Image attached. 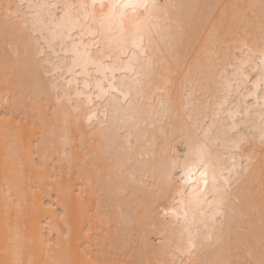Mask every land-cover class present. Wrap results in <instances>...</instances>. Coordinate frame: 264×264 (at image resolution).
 Listing matches in <instances>:
<instances>
[{
  "label": "snow or ice",
  "instance_id": "obj_1",
  "mask_svg": "<svg viewBox=\"0 0 264 264\" xmlns=\"http://www.w3.org/2000/svg\"><path fill=\"white\" fill-rule=\"evenodd\" d=\"M256 8L258 40L228 21L229 9L234 20ZM201 10L209 13L207 35L192 46L188 40ZM0 22L6 48L12 47L9 38L15 39L14 56L19 58L22 46L35 66L47 104L45 127L50 116L60 129L61 163H79V151L81 172L92 168L98 178L107 175L110 190L115 180L120 197L130 194L129 248L139 227L153 254H160L147 264H193L199 251L217 245L210 264H250L231 258L225 225L233 217L246 218L238 186L250 174L255 178L257 144L264 214V0L223 6L175 0H19L0 5ZM9 111L6 106V121L18 115ZM164 122L181 128L187 149L182 157L162 149L150 131ZM84 126L87 138L77 143ZM32 162L45 166L39 159ZM14 168L15 163L12 169L6 165V180L15 179ZM12 203L18 208L17 223L6 225L0 264H38L30 246L35 241L26 234L31 217L19 210L15 197ZM71 210L66 203L45 218ZM71 220L69 215L61 227ZM46 251H52L51 243Z\"/></svg>",
  "mask_w": 264,
  "mask_h": 264
},
{
  "label": "bare ground",
  "instance_id": "obj_2",
  "mask_svg": "<svg viewBox=\"0 0 264 264\" xmlns=\"http://www.w3.org/2000/svg\"><path fill=\"white\" fill-rule=\"evenodd\" d=\"M19 0H0V5L16 3ZM170 2V0H165ZM185 4H255L259 0H175ZM207 10H201L197 15L188 44L197 46L201 37L206 36ZM216 12L215 16L219 17ZM229 9L228 21L234 26L247 28L254 39L260 38L259 8L249 10L247 16H236ZM210 27V25H208ZM2 28V22H0ZM11 48H6L0 31V262L5 257L2 253L3 236L6 225H15L18 208L12 203L15 197L19 210L27 213L28 229L26 234L35 241L30 245L36 249L38 264H64L66 260L72 264H129V261L156 259L160 254H153L152 245L144 241V232L139 227L134 229L131 247L128 245L130 230L133 229L134 217H129V197H120L119 185L113 180L109 189L107 175L98 178L94 169L81 172L83 163L82 154L77 151L80 162L65 161L64 150L60 143V129L51 120L45 127V117L42 109L47 104L41 99L42 86L36 75L33 62L23 54L20 47V56L16 58L14 52L18 47L17 41L9 38ZM8 57V71L5 72V57ZM8 107L9 115L13 112L18 115L11 120L5 119L3 112ZM17 119L19 124H17ZM6 124L8 129L6 131ZM19 129V135L17 134ZM153 132L162 149H170V154L183 155L187 150L183 143L181 128L171 127L164 122ZM88 129L84 126L81 136L87 138ZM47 155L48 159H45ZM54 157V159H53ZM39 159L45 166L41 168L32 161ZM261 150L255 147V178L242 180L238 186L241 191L239 198L245 217H233L225 225V232H230L232 242L231 258L248 260L250 264H260L264 259V214L261 212V183L259 180ZM49 160L51 166H48ZM15 163V179L6 180V165L12 169ZM115 163V162H114ZM9 176L13 171H9ZM234 194L236 189L233 190ZM10 194V195H9ZM251 194V195H249ZM71 203L72 210L66 215L60 211L58 215L45 217L52 209H59L61 205ZM51 205V209L49 208ZM72 217L68 227H61ZM64 217V219H61ZM51 220V223L49 222ZM47 229V230H45ZM22 231H25L23 228ZM150 231V229L148 230ZM68 236L67 242L64 236ZM52 237V240H49ZM151 239V237H149ZM43 241V243H41ZM51 243L52 251H46ZM57 243L61 247H57ZM219 246L209 247L198 252L197 259H205L209 264L215 257ZM45 249V251H40ZM127 250V251H126Z\"/></svg>",
  "mask_w": 264,
  "mask_h": 264
}]
</instances>
